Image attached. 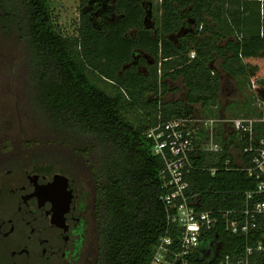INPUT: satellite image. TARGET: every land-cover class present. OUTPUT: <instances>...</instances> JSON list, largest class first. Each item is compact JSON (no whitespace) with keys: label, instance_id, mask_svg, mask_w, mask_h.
I'll return each mask as SVG.
<instances>
[{"label":"trees","instance_id":"obj_1","mask_svg":"<svg viewBox=\"0 0 264 264\" xmlns=\"http://www.w3.org/2000/svg\"><path fill=\"white\" fill-rule=\"evenodd\" d=\"M144 1L116 0L113 12L120 18L101 25L82 11L79 36L73 38L55 26L50 0H0V52H11L13 45L23 48V62L9 66L11 75L18 72L23 94L16 99L13 92L21 128L16 136L0 139V155L7 156L0 171L61 174L77 184L84 177L92 184L96 249L90 264H151L160 239L176 236L160 199L165 164L152 152L148 129L196 115L198 107L206 118H219L223 85L214 68L218 57L230 76L264 78L260 1L162 0L154 27L147 23ZM90 2L81 0V7ZM187 20L194 30L175 39ZM142 53L154 61L142 57L136 62ZM92 76L116 86L117 93L109 94ZM179 80L185 100L167 101L170 83ZM139 112L148 125L129 119V113ZM24 121L33 127L26 128ZM226 133L219 124L216 141L225 149L221 159L203 154L197 165L223 164L233 141L222 139ZM255 188L256 181L240 171H197L191 180V191L202 193L199 208L205 210L239 208L241 195L234 193ZM216 233L223 252L243 251V238L222 226ZM256 258L252 261L262 264L264 254Z\"/></svg>","mask_w":264,"mask_h":264},{"label":"built area","instance_id":"obj_2","mask_svg":"<svg viewBox=\"0 0 264 264\" xmlns=\"http://www.w3.org/2000/svg\"><path fill=\"white\" fill-rule=\"evenodd\" d=\"M190 56L195 58L196 53ZM252 87L259 88L255 81ZM258 96L260 117L225 120L191 115L161 121L148 129L152 152L165 164L161 172L165 193L160 199L166 206L169 223L176 226L175 237L167 234L160 239L151 264H258L264 254V131H259L264 126V97ZM223 123L235 135L223 137L228 142L233 138L229 157L218 168L197 165L203 154L221 159L225 149L216 141V128ZM220 169L243 172L248 180L256 181V188L234 193L241 195L239 208L200 209L202 193L191 191L193 174L205 171L215 175ZM219 226L229 235L245 240L241 253L222 251L223 243L216 233ZM204 242L209 245L203 247ZM255 256L258 260L254 263Z\"/></svg>","mask_w":264,"mask_h":264},{"label":"flooded vegetation","instance_id":"obj_3","mask_svg":"<svg viewBox=\"0 0 264 264\" xmlns=\"http://www.w3.org/2000/svg\"><path fill=\"white\" fill-rule=\"evenodd\" d=\"M56 175L0 171V264H70L95 233L93 193Z\"/></svg>","mask_w":264,"mask_h":264},{"label":"rangeland","instance_id":"obj_4","mask_svg":"<svg viewBox=\"0 0 264 264\" xmlns=\"http://www.w3.org/2000/svg\"><path fill=\"white\" fill-rule=\"evenodd\" d=\"M115 2L116 0H91V2L87 6L81 7V0H50V9L54 18L55 26H58L60 31L64 35L76 38L79 36L82 11L90 12L92 19L97 25H101V23L103 22H113L120 18L119 15L113 12ZM161 2L162 0H145L143 3L144 7L148 10L149 15H147L146 17L147 19H149L147 23L151 27H154L155 19L160 16ZM187 21L188 22H186L187 24L185 26V30H181V32L175 34V39H177L181 35H184L186 32H191L192 30H194V23L190 20ZM130 35L135 36V31H131ZM9 49H11V52L6 49L7 52L5 55H2L0 52V139L4 137L10 138L12 136H16V130L18 131L21 128L18 125L19 118L17 117L19 114L17 115V113L15 112V98H21L23 94L20 91V83L17 81V77L19 74L16 71L11 75L9 66H11V63L15 65H20V63L23 62V48L17 45H13L12 47H9ZM12 54L14 58H11ZM142 57L145 58L147 61H154L151 56L142 53L136 56V62H138V60ZM129 67L130 65H126V68ZM141 70L146 72L147 68L142 67ZM227 77L224 78L225 81L223 82V88L225 90L221 96L222 105L220 107V111L217 110L216 112L217 115H219V113L221 112L223 114V119L225 120L236 118L234 116L236 109L238 108L241 102H246V99L242 98L241 90L236 89L235 81H229V78ZM92 80L97 83L99 87L107 91L109 94L115 95L117 93V87L109 82H106L101 77L92 76ZM180 81L181 80L170 83V90L166 94V96H164L167 101L183 102L185 100V87L183 88ZM13 92H16L15 98L13 97ZM21 103H23L22 99ZM198 110L200 112L199 107ZM205 114L206 113L202 111V114H196L195 116L206 117ZM128 117L136 125H139L140 123H145L146 125H148L147 122H145V119H143V115L141 112L129 113ZM30 124L31 123H29L28 121H24V125L26 128H29V126L33 127ZM222 126L227 133H230L231 129L228 124L223 123ZM6 129H11V131L7 133ZM15 153L16 156L19 157L20 153H18L17 151ZM6 161V153L0 155V164H4ZM79 186L83 193L88 196V198H90L91 193H93L94 195L92 184H89V182L87 183L84 180V177H81ZM95 243V233L93 232L91 235H89L88 240L83 246V249L80 251V253L76 256L74 260L72 259L70 264H90L92 259L95 257Z\"/></svg>","mask_w":264,"mask_h":264},{"label":"crops","instance_id":"obj_5","mask_svg":"<svg viewBox=\"0 0 264 264\" xmlns=\"http://www.w3.org/2000/svg\"><path fill=\"white\" fill-rule=\"evenodd\" d=\"M248 1H260L261 7L264 4V0H248ZM250 6L254 7L255 4H252ZM254 10L256 12L258 9L256 8ZM251 11L252 10H250L249 13ZM261 16H262V20H264V7H263V12L261 11ZM193 26H195V25L193 24ZM200 29H202V27ZM262 29H261L262 30L261 36L263 37L264 36V27H262ZM230 37L233 38V36H230ZM227 39H229V37ZM227 39L224 40V43H226ZM192 52H195V51H192ZM217 62H218V66H217ZM223 62H224V59L222 57L221 58L218 57L214 63V68L216 70H218V73L221 77L222 85H224V83H223L225 81L224 78L228 76L227 78H229V81L230 80L235 81L236 89L241 90L242 98L246 99V102H241L240 105L238 106V108L236 109V112H235L236 117H240V118H242L243 116H245V117H260L262 110L256 106V100L259 97L258 96L259 94H261L264 97V78L253 79V78H249V77L244 78V77H238V76L237 77L230 76L228 73H226L222 69ZM253 81H255L259 86V88L257 90L253 89V87H252ZM224 90L225 89L222 88L221 96L224 93ZM227 90H229V89H227ZM221 99H222V97H221ZM220 103L222 105V101ZM238 111H240V112H238ZM197 114L198 115L202 114V110H200V112H198ZM219 118H223V114L221 112L219 113ZM228 135L230 137L235 136V135H232V133L230 131V133L223 134V137H227ZM223 137H222V139H223Z\"/></svg>","mask_w":264,"mask_h":264},{"label":"water","instance_id":"obj_6","mask_svg":"<svg viewBox=\"0 0 264 264\" xmlns=\"http://www.w3.org/2000/svg\"><path fill=\"white\" fill-rule=\"evenodd\" d=\"M55 181L57 182V184H60L61 187L71 189L75 194L77 193V187L75 186L73 179L58 174L55 176Z\"/></svg>","mask_w":264,"mask_h":264}]
</instances>
